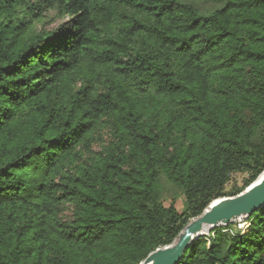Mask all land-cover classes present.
I'll return each instance as SVG.
<instances>
[{"label": "trees", "instance_id": "1", "mask_svg": "<svg viewBox=\"0 0 264 264\" xmlns=\"http://www.w3.org/2000/svg\"><path fill=\"white\" fill-rule=\"evenodd\" d=\"M263 173L264 0H0V264H142ZM248 218L180 264H264Z\"/></svg>", "mask_w": 264, "mask_h": 264}, {"label": "water", "instance_id": "2", "mask_svg": "<svg viewBox=\"0 0 264 264\" xmlns=\"http://www.w3.org/2000/svg\"><path fill=\"white\" fill-rule=\"evenodd\" d=\"M264 207V173L245 191L216 199L203 213L191 219L175 241L158 248L142 264H180L185 252L212 228L249 217Z\"/></svg>", "mask_w": 264, "mask_h": 264}, {"label": "rangeland", "instance_id": "3", "mask_svg": "<svg viewBox=\"0 0 264 264\" xmlns=\"http://www.w3.org/2000/svg\"><path fill=\"white\" fill-rule=\"evenodd\" d=\"M183 3H190L202 14H209L216 9L223 8L226 4V0H180ZM44 16L39 18L38 21H35L32 24V30L34 32L42 30H53L60 23H62L66 18L57 13L54 9H47L44 11ZM113 138L110 127L106 126L98 131L97 133V143L94 145L95 150H100L102 144H108ZM244 174L236 173L231 176L229 183L227 184L226 190L231 191L235 185L241 186L243 183ZM162 183V197L166 200V203L169 204L172 200L175 201V205L179 210H182L185 204V195L183 191L172 184L165 176L161 178ZM229 197V196H227ZM249 218L242 217L228 225H221L224 228H228L234 233H237L241 230H244L249 225ZM213 229V228H212ZM208 231L204 236L208 239L210 234H213L211 231Z\"/></svg>", "mask_w": 264, "mask_h": 264}]
</instances>
